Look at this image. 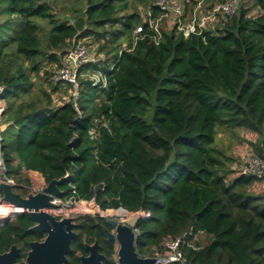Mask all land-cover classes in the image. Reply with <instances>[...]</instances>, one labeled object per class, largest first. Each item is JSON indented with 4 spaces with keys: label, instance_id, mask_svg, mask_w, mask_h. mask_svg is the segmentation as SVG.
Wrapping results in <instances>:
<instances>
[{
    "label": "trees",
    "instance_id": "trees-1",
    "mask_svg": "<svg viewBox=\"0 0 264 264\" xmlns=\"http://www.w3.org/2000/svg\"><path fill=\"white\" fill-rule=\"evenodd\" d=\"M83 1V16L70 23L56 19L48 0H0L4 174L25 193L28 171L46 183L66 176L63 199L145 211L136 226L140 255L181 236L185 261L174 264H264V191L254 190L255 176L232 175L233 156L216 141L219 127L254 131L255 153L264 158V0H254V15L239 3L215 29L187 36L177 25L161 27L157 40L148 16L128 11L132 0ZM149 11L152 18L161 14L154 4ZM40 19L52 25L48 46L57 51L87 33L107 39L101 49L114 61L97 63L107 83L80 79L77 107L35 93L33 73L43 57L58 62L65 52L43 48ZM17 210L0 225V251L16 243L23 259L40 235L29 230L28 213ZM103 223L99 215L78 219L70 264L86 252L83 238H97L105 264H115ZM198 233L208 236L204 243L195 241Z\"/></svg>",
    "mask_w": 264,
    "mask_h": 264
},
{
    "label": "rangeland",
    "instance_id": "rangeland-1",
    "mask_svg": "<svg viewBox=\"0 0 264 264\" xmlns=\"http://www.w3.org/2000/svg\"><path fill=\"white\" fill-rule=\"evenodd\" d=\"M53 6V13L55 14L56 19L58 20H67L70 23H75L83 16L85 3L83 0H48ZM175 1V5L183 7L182 9V23L184 26L190 25L195 18V14L197 15L198 21L202 22L206 18L209 17V11L214 4L220 3L223 0H173ZM154 0H132L131 7L128 11L137 12L141 15L142 19L145 20L147 16V12L151 8ZM239 3L243 4L244 7H247L248 15H254L258 12L256 6H254V0H239ZM161 27L163 29H170L175 24L174 13L170 14L166 17H162ZM4 16H0V22L3 21ZM206 27L214 28L216 26H221L223 21L221 19H215L211 21L210 19L205 20ZM40 28H39V36L42 41L43 48H45L48 52H56L57 54H61V51H65L72 48L73 43H85L93 50V62L89 65V68H97V63H103L106 58L108 61H114L113 57L110 56L107 51L101 49L102 45H105L107 42L106 38L96 39V34L87 33L85 36L77 37L67 40L63 43V48H60L57 51L56 48L48 46V38L49 32L51 29V24L49 21L40 19L38 20ZM118 27V26H113ZM95 29V28H94ZM103 31V29H101ZM137 28L131 34V37L136 35ZM127 41L122 42V47H126L128 44ZM63 49V50H62ZM64 55V54H63ZM63 55L60 56V60L57 62L50 61L46 57H43L41 69L39 72L33 73V79L36 83L35 93L43 95L50 94L53 99L52 105H58L65 100L72 99V95L74 92L73 84L69 82H65L62 80H57L56 75L59 72ZM88 67V66H87ZM91 73V72H90ZM78 82L80 84V79H91L88 76L80 75L78 77ZM55 86L58 88L54 90ZM80 89V88H79ZM219 134L217 136V145L223 146L227 148V151L233 156V162L231 165L232 175L238 174L239 169L244 165L245 161L248 159L250 154L256 152L253 142L257 141L258 134L254 131H250L243 128L237 129H225L223 127H219ZM25 177H29L30 185H28L30 190L38 189L41 186L46 184L44 178L39 172H31L28 171L25 173ZM255 191L263 192L264 191V178L256 179L255 181ZM28 189V190H29ZM86 205L80 204L78 202V206L74 205L72 208H75V214L77 215V221L81 217L85 216H93L96 217L98 215H103L104 218H109L111 215L107 214V210H101L95 203L94 200H83ZM118 214V212L116 211ZM116 215V214H115ZM114 215V217H116ZM11 219V218H10ZM13 219V218H12ZM207 236H204L202 240H206ZM201 241V240H200ZM116 248H118V243H115Z\"/></svg>",
    "mask_w": 264,
    "mask_h": 264
},
{
    "label": "built area",
    "instance_id": "built-area-1",
    "mask_svg": "<svg viewBox=\"0 0 264 264\" xmlns=\"http://www.w3.org/2000/svg\"><path fill=\"white\" fill-rule=\"evenodd\" d=\"M238 2L239 0H223L220 3L214 4L212 8L209 11V17L206 18L207 20L210 19L211 21L215 19H221V20H227L228 18H231L235 15V13L238 10ZM153 4L157 6L161 14L156 17L152 18V12L148 11L147 16L149 18V22L151 27L157 32V36H155V39L157 40L158 37L161 35V21L162 17H166L170 14L174 13L175 18V24L177 25L178 29L183 31L185 35H189L191 32H197L201 28H205L206 25V19L202 22L198 21L197 15L195 14V18L193 19V22L190 23L188 26H184L182 23V9L183 7L175 5V1L173 0H154ZM142 30V27L137 28V32H140ZM93 50L91 47H89L85 43H73L72 48L68 50L63 55V61L62 66L55 76L57 80L67 81L74 86V92L72 95V100L77 107L78 105V99H79V88L80 84L78 82V77L80 75L88 76L93 80L94 83H101L102 86H105L107 83L106 78V72L102 71L98 68H89V65L91 62H93ZM82 66H86V68L81 69ZM88 66V67H87ZM91 72V73H90ZM4 87L0 85V182H8L14 186H17L18 184L11 178L7 177L4 174V165L1 158V140H2V132L5 129L6 124L3 123L2 115L4 112V100L1 99V95L3 94ZM239 174H245V175H252L255 176L257 179L264 178V158L260 157L257 153H251L248 159L245 161L244 165L239 169ZM46 185V184H45ZM44 185V186H45ZM21 186V185H20ZM41 186L38 189L30 190L28 187V194L29 193H37L42 191L43 187ZM27 196V195H26ZM78 202L80 204L86 205L83 203V200H76L73 198L69 199H63L60 196H55L52 199V205L49 207L44 208L45 211L55 215L58 219L64 218V217H77L75 214V208H72V206L76 205L78 206ZM97 205V204H96ZM98 206V205H97ZM18 205L14 204L13 202H6L2 201V193L0 191V225L4 224L8 219L14 218L17 214L20 213L18 211ZM99 207V206H98ZM124 210V214L120 216H116L115 214L117 210ZM143 217L147 216L148 213H145V211L140 210ZM135 212L128 211L124 208H118V209H107V214L111 215L110 217L116 216V218L124 222L129 217H131ZM135 232H138V229L135 228ZM183 237H175V238H168L164 241L163 249L162 251H154L153 256L155 257L160 264H174L178 261H185V256L183 255V252L181 250V245L183 243ZM118 248H116V252L114 254V261L115 264H122L118 259L117 254ZM143 257H147L145 255H141Z\"/></svg>",
    "mask_w": 264,
    "mask_h": 264
},
{
    "label": "water",
    "instance_id": "water-1",
    "mask_svg": "<svg viewBox=\"0 0 264 264\" xmlns=\"http://www.w3.org/2000/svg\"><path fill=\"white\" fill-rule=\"evenodd\" d=\"M66 176L52 179L46 183L42 191L29 193L23 196L16 191V187L8 182H0L2 201L13 202L23 206L33 225L30 231L45 234L43 240H32L29 242V250L24 260L19 261L20 249L12 245L8 251L0 252V264H68L69 255L73 252L71 242L79 237L76 232L77 217H64L58 219L55 215L47 212L44 208L52 205V199L60 196L62 190L60 183ZM120 216L119 214H116ZM104 217L103 215H99ZM143 217L141 211L135 212L126 221L121 222L116 217L107 218V223L114 227L111 231L106 229L109 240L118 243V259L122 264H160L153 256L143 257L136 249L141 234L135 232L138 221ZM87 255H81V264H105L107 257L99 251V243L86 244Z\"/></svg>",
    "mask_w": 264,
    "mask_h": 264
},
{
    "label": "flooded vegetation",
    "instance_id": "flooded-vegetation-1",
    "mask_svg": "<svg viewBox=\"0 0 264 264\" xmlns=\"http://www.w3.org/2000/svg\"><path fill=\"white\" fill-rule=\"evenodd\" d=\"M21 187V186H20ZM21 189H23V187H21ZM21 189H19L18 188V186L16 187V191L17 192H19V193H21L23 196H26V195H28V186L26 187V193L24 192V191H21ZM24 212H27V211H24ZM21 213V212H20ZM28 213V212H27ZM104 218V217H103ZM105 219V222H106V224H102L101 226H102V228H103V235H104V237H105V239L108 241V242H113V243H116V240H114V239H112V240H109V237H108V234H107V231H106V229L108 228L109 230H111V231H113L114 230V227H112V226H110L108 223H107V218H104ZM77 223H78V221H77V218H76V220H75ZM76 230V229H75ZM76 232H78L77 230H76ZM34 233H36V232H34ZM36 234H38V235H40V237L39 238H37V239H33V240H39V241H41V240H43V238L45 237V234H40V233H36ZM80 236V235H79ZM78 238V237H77ZM75 239V238H74ZM85 238H83V243H84V247H85V249H86V252L85 253H78V256H79V260H80V256L81 255H87L88 254V250H87V248H86V244H93L94 242H98L99 243V241H98V239L96 238V239H94L92 242H88V241H85L84 240ZM72 243H73V240H72V242H71V246H72V248H73V250H74V246L72 245ZM12 245H16L17 247H19L16 243H12L10 246H9V248L8 249H6V250H3V251H0L1 253L2 252H5V251H8L10 248H11V246ZM19 249H20V255H21V248L19 247ZM99 251L101 252V253H103L105 256H106V254L104 253V252H102V244H100L99 243ZM28 252V251H27ZM73 253V252H72ZM71 253V254H72ZM27 254V253H26ZM70 254V255H71ZM70 255L68 256L69 257V263L68 264H70V261H71V258H70ZM26 257V256H25ZM25 257L22 259H19L18 258V260L19 261H22V260H24L25 259ZM107 257V256H106ZM108 258V257H107ZM79 264H81V260H80V262H79Z\"/></svg>",
    "mask_w": 264,
    "mask_h": 264
},
{
    "label": "crops",
    "instance_id": "crops-1",
    "mask_svg": "<svg viewBox=\"0 0 264 264\" xmlns=\"http://www.w3.org/2000/svg\"><path fill=\"white\" fill-rule=\"evenodd\" d=\"M31 172H37V171H31ZM255 184H254V189H255ZM204 236H207L205 233H198L197 235H196V238H195V241H199L200 242V240H201V242L202 243H204L203 242V240H202V238L204 237ZM207 238H208V236H207Z\"/></svg>",
    "mask_w": 264,
    "mask_h": 264
},
{
    "label": "bare ground",
    "instance_id": "bare-ground-1",
    "mask_svg": "<svg viewBox=\"0 0 264 264\" xmlns=\"http://www.w3.org/2000/svg\"><path fill=\"white\" fill-rule=\"evenodd\" d=\"M19 208H22L24 211H26V209L23 206H19ZM117 212L119 215H122L123 210L120 209V210H117Z\"/></svg>",
    "mask_w": 264,
    "mask_h": 264
}]
</instances>
